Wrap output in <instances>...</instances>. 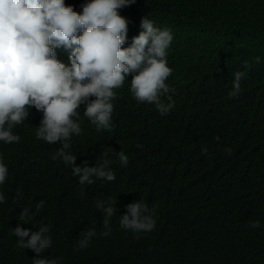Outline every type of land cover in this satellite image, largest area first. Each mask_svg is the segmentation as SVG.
I'll return each mask as SVG.
<instances>
[{
  "label": "trees",
  "instance_id": "1",
  "mask_svg": "<svg viewBox=\"0 0 264 264\" xmlns=\"http://www.w3.org/2000/svg\"><path fill=\"white\" fill-rule=\"evenodd\" d=\"M65 3L80 12L85 0ZM119 11L130 21L122 47L139 34L143 16L171 29L167 59L173 71L166 83L174 106L161 115L154 104L138 103L129 75L114 89L108 130L97 131L83 106L78 109L82 131L70 139L75 166H99L107 151L115 173L114 181L83 186L71 168L51 159L61 142L36 139L42 114L28 109L13 129L20 141L0 142L9 169L0 185L6 197L0 204V264H33L35 258L62 264H264V0H136ZM57 58L68 63L62 50ZM237 71L246 76L232 97ZM161 99L169 103L167 96ZM112 149L128 155L127 166ZM107 197L116 201L115 216L103 236V213L94 201ZM141 198L155 210V228L139 234L120 228L126 206ZM41 200L44 207L36 212ZM24 207L35 212L31 223L19 221ZM257 220L261 226L251 229ZM18 224L32 232L48 225L51 248L38 256L19 247L12 232ZM88 228L97 235L78 250Z\"/></svg>",
  "mask_w": 264,
  "mask_h": 264
},
{
  "label": "clouds",
  "instance_id": "2",
  "mask_svg": "<svg viewBox=\"0 0 264 264\" xmlns=\"http://www.w3.org/2000/svg\"><path fill=\"white\" fill-rule=\"evenodd\" d=\"M135 3L136 0H85L77 12L65 0H0V142L18 143L21 138L13 129L26 120L28 109L34 108L42 114L35 129L36 139L61 142L62 148L51 159L71 168L80 185H91L94 179L115 180L113 161L107 151L102 153L103 163L99 166L90 167L87 161L75 166L76 155L71 151L70 139L82 131L78 109L83 106V116L97 131L108 130L114 112V89L123 87L129 75L132 76L129 91L138 103L154 104L161 115L174 106L167 95L170 88L166 83L173 71L167 59L174 39L171 29L158 27L143 16L139 34L131 38L129 46L122 47L128 41L130 21L119 10ZM57 50L67 53V64L57 58ZM260 62L261 57L257 56L255 63ZM248 67L245 61L244 68ZM233 75L229 96L235 97L246 72L237 71ZM164 96L169 103L162 102ZM111 155L121 167L128 165L129 157L123 150L117 153L112 149ZM8 175V166L0 157V185L5 184ZM5 200L0 192V204ZM115 204L111 197L94 201L95 208L103 213V236L111 232ZM43 207L44 201L37 202L36 212ZM126 207L127 214L119 217L120 228L136 234L155 228V210L143 198ZM34 217L35 212L24 207L19 221L28 224ZM260 226L259 220L249 225L251 229ZM12 232L19 238V247L38 256L52 246L46 224L35 232L18 224ZM96 235L95 228L82 231L78 250L86 249ZM33 264L62 262L58 258H35Z\"/></svg>",
  "mask_w": 264,
  "mask_h": 264
}]
</instances>
